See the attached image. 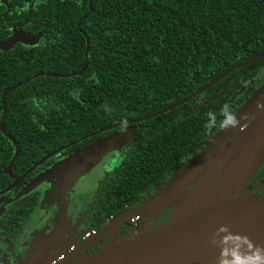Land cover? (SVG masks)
Masks as SVG:
<instances>
[{
    "label": "trees",
    "instance_id": "obj_1",
    "mask_svg": "<svg viewBox=\"0 0 264 264\" xmlns=\"http://www.w3.org/2000/svg\"><path fill=\"white\" fill-rule=\"evenodd\" d=\"M18 1L27 19L23 27L45 35L50 32L55 40L52 46L40 42L0 52V119L3 88L37 71L66 73L79 69L85 48L81 31L89 37L82 73L66 77L44 73L5 96L6 129L54 127L57 130L49 135L59 142L148 113L152 110L149 105L158 107L173 101L264 49V0H90V10L88 0H35L29 12L26 2L32 0ZM84 13L79 30L77 21ZM10 23L8 18H0L1 37ZM261 65L264 56L228 73L209 92L215 93L226 81L229 86L234 77L245 76ZM239 82L226 96L218 95L203 105L199 96L185 103L183 106H199L181 118V130L196 125L198 132H204L200 138L217 130L246 97L226 101ZM202 96L207 97V92ZM159 97L163 100H156ZM17 110L37 114L17 118ZM31 135L35 134L12 132L20 145ZM4 141L10 144L7 138ZM10 154L7 149L5 161ZM22 159L21 154L14 165ZM135 171L129 160L118 170L123 190L130 187L137 192L147 183L148 177L142 179L141 174L132 180Z\"/></svg>",
    "mask_w": 264,
    "mask_h": 264
},
{
    "label": "flooded vegetation",
    "instance_id": "obj_2",
    "mask_svg": "<svg viewBox=\"0 0 264 264\" xmlns=\"http://www.w3.org/2000/svg\"><path fill=\"white\" fill-rule=\"evenodd\" d=\"M34 2L35 0L26 2L28 12ZM23 9L18 0H5V2L0 0V18H8L11 22L3 31L4 37L0 36V39H7L12 34L13 27L24 33L41 35L33 45L15 42L8 50L19 49L16 45L31 47L40 42L52 46L55 40L52 33L45 35L42 32H30L23 27L27 20L22 16ZM0 28L2 29L3 25H0ZM263 80L264 65L251 68L247 75L234 77L229 86H227L228 81L222 83L215 93L209 92L211 85L184 103L161 114L146 120L117 125L79 141V137L89 132L59 142L54 135H49V132L57 130L54 127L23 129L4 127L5 132L0 128V170L7 166L15 151V145L5 133L12 136V132L24 130L35 134L28 138V142L21 145L12 136L17 143L18 154L9 172L0 173V264H45L51 257L57 255L63 256L59 263L62 264L85 255L119 236L131 234L145 225L161 223L172 216L174 205L161 202L164 181L191 159L203 146L204 139L214 132H207L200 138L204 132H198L196 125L190 130L182 131L178 125L181 118L191 114L190 111L199 106L183 105L197 96L201 105L213 95L226 96L230 87L238 81H240L238 88H233L226 101L230 102L239 96L247 97ZM205 83L206 81L200 83L194 90L158 107L149 105L152 110L148 113L112 123L130 121L155 113L189 95ZM205 91L207 97L202 96ZM99 97H96L97 103L100 102ZM84 99L89 98L85 96ZM156 100L163 99L159 97ZM14 113L17 118L37 114L21 110ZM209 123L208 119L207 124ZM101 127L103 126L99 128ZM127 128L131 129L133 134L120 149L106 153L96 166L74 183L64 197L44 200V192L49 186V181L41 178L50 166L91 141ZM4 138H7L10 144H6ZM7 149L9 153L11 150V154L5 161ZM21 154L23 159L14 165ZM39 160L41 161L32 167ZM128 160L136 169L132 180L137 179L135 174H141L142 179L148 177L147 183L140 186L137 192L130 191V187L129 190H123L124 182L118 175V170H122L125 161ZM242 193L249 195L264 193V161L255 175L243 185L240 194ZM187 194L186 192L185 195ZM54 233H56L55 242H47V238Z\"/></svg>",
    "mask_w": 264,
    "mask_h": 264
},
{
    "label": "water",
    "instance_id": "obj_3",
    "mask_svg": "<svg viewBox=\"0 0 264 264\" xmlns=\"http://www.w3.org/2000/svg\"><path fill=\"white\" fill-rule=\"evenodd\" d=\"M88 2L90 10L91 2ZM85 16L86 13L77 21L79 30ZM81 32L85 38V48L79 69L66 73L37 71L2 90L0 128L3 132L5 96L10 90L44 73L66 77L85 70L89 37ZM40 35L24 33L13 27L7 39H0V49H9L15 42L33 45ZM263 56L264 49L233 63L194 92L155 113L105 125L79 137L78 141L117 125L146 120L172 109L228 73ZM217 96L213 95L208 100ZM5 134L15 145V151L0 173L9 172L18 154L15 139ZM132 134L133 131L128 128L110 133L75 149L54 163L41 178L49 181L44 200L64 197L79 177L96 166L106 153L120 149ZM263 161L264 80L217 130L204 139L201 149L164 181L161 202L174 205L172 216L161 223L145 225L131 234L119 236L62 264H264V193L240 194L243 185L255 175ZM55 238L56 233L48 237L47 242L52 243Z\"/></svg>",
    "mask_w": 264,
    "mask_h": 264
},
{
    "label": "built area",
    "instance_id": "obj_4",
    "mask_svg": "<svg viewBox=\"0 0 264 264\" xmlns=\"http://www.w3.org/2000/svg\"><path fill=\"white\" fill-rule=\"evenodd\" d=\"M62 258H63L62 255H60V256H58V255L57 256H53V257H51L50 261H48L45 264H59L61 262Z\"/></svg>",
    "mask_w": 264,
    "mask_h": 264
},
{
    "label": "rangeland",
    "instance_id": "obj_5",
    "mask_svg": "<svg viewBox=\"0 0 264 264\" xmlns=\"http://www.w3.org/2000/svg\"><path fill=\"white\" fill-rule=\"evenodd\" d=\"M3 2H5V0H3ZM80 178V177H79ZM79 241V240H78Z\"/></svg>",
    "mask_w": 264,
    "mask_h": 264
}]
</instances>
